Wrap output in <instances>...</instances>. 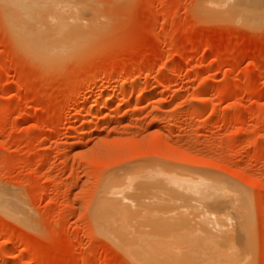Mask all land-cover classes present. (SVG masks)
I'll list each match as a JSON object with an SVG mask.
<instances>
[{"label":"rangeland","instance_id":"rangeland-1","mask_svg":"<svg viewBox=\"0 0 264 264\" xmlns=\"http://www.w3.org/2000/svg\"><path fill=\"white\" fill-rule=\"evenodd\" d=\"M77 3L47 59L0 6V264H135L120 242L166 259L212 219L264 264V25L207 0Z\"/></svg>","mask_w":264,"mask_h":264},{"label":"bare ground","instance_id":"bare-ground-1","mask_svg":"<svg viewBox=\"0 0 264 264\" xmlns=\"http://www.w3.org/2000/svg\"><path fill=\"white\" fill-rule=\"evenodd\" d=\"M207 3L209 5V7L211 8V9H209L210 10L209 15H210L211 10H212V12H214V14L216 13L217 15H219V17L220 16H221V18L223 17L221 20L230 19V20H233V21L241 22V23L244 22L246 24H256V25H260V26L264 25V0H207ZM203 5H205V4H203ZM208 5L204 6L205 9H207ZM0 6L2 7L3 13L5 14L4 16H6L5 19L7 18L6 20L8 21L9 25L12 28V33L14 34V37L19 39L18 40V41H20L19 43H21V45L23 46V48L25 50L27 49L29 51V53L32 56V58L35 57V58H38V59L42 58V57L44 58L45 56H46L45 57L46 59L47 58H56V57H53L54 55H56V52H57L56 48L62 47L63 44L66 42V36H65L66 35V30H65V28L68 26L67 22L71 21V20H74V18L73 19H71V18L74 17V15L76 14L75 12H77V10L79 8H80L79 9L80 12L82 10L81 9V5L77 3V0L76 1L75 0L74 1L73 0H0ZM204 7H203V9H204ZM205 9H204V11H205ZM84 13L82 15H87V14H84ZM211 15H213V14H211ZM215 15H214V18H215ZM148 57L149 56H147L146 54H141V55H139L137 57V59L135 60L134 64L135 65H139L143 60L145 61V59L148 58ZM58 60H59V57H58ZM41 61H43V60H41ZM41 61L39 63H41ZM42 64H43V62H42ZM99 75H100L99 72H97V73L95 72L94 77L97 79L99 77ZM91 84L92 83H90L89 87L93 86ZM164 86H165L164 83H162L160 85V87H162V88ZM160 90H162V89H160ZM143 93H142V95L144 96V95H146L147 92H145L144 94ZM141 96H139V99H140ZM127 97H128V95H127ZM134 125H136V124H134ZM211 188H213V187H211ZM109 192H113V191L109 190ZM112 194L113 193H111L110 197L113 196ZM104 196H107V195H104ZM0 197H2V194H1ZM108 197H106V198L102 197V198L107 200ZM102 198H100V199H102ZM231 198H235V197H231ZM2 199H3V197H2ZM236 199H237V197H236ZM238 199L240 200V198H238ZM109 200L110 199H108L107 203H109ZM112 200L113 199H111L110 201H112ZM226 201H227V199H226ZM240 201H242V199ZM235 202H237V200ZM247 202L248 201H246L244 203H247ZM96 203H97V201H96ZM96 203H94V204H96ZM99 203H101V201ZM110 203L112 204L113 201L110 202ZM209 203H210V201H209ZM111 204H108V205L111 206ZM202 204H204V203L202 202ZM232 204H233V201H232ZM234 204L237 205L238 203H234ZM239 204H242V203L240 202ZM239 204H238V206H240ZM248 204L249 203L245 204V206L246 205L248 206ZM108 205H107V207H109ZM192 205L194 206V204H192ZM233 206H235V205H233ZM233 206L231 205V203L229 201V205L227 203H218L217 205H212V207L209 208V209L211 210V209L214 208V209H216V211L221 210V211H225L226 212V210H228V208L229 209L231 207L233 208ZM238 206H235V207H238ZM245 206L243 205L244 211L246 209L245 213L249 211V214L251 215L250 210H248V209H250L249 206H248V209ZM97 207H95V208H97ZM111 207H113V206H111ZM100 208H102V207H100ZM200 208H199V210H202ZM240 208H242V207H240ZM194 209L197 210L198 208L194 206ZM96 210H98V209H96ZM207 210L208 209H206V212H207ZM112 211H113V209H112ZM216 211H215V213H217ZM103 212H105V211H103ZM92 213L94 214V211ZM105 213H107V212H105ZM218 213L220 215L221 212L218 211ZM233 213H234V211H233ZM245 213H244V215L246 217L247 214H245ZM95 214H96V212H95ZM99 214L102 215L100 210H99L98 216H99ZM107 214H106V216H107ZM235 214L236 213H234V215ZM216 215H218V214H216ZM122 216L123 215H121V217ZM124 216H125V214H124ZM202 216H205V215H203V213H202ZM211 217H213V216H211ZM214 217H215V214H214ZM219 217H222V216H219ZM224 217H226V216H224ZM224 217H222V218L224 219ZM235 217H238V216L235 215ZM122 218H120V219H122ZM193 218H195V217H193ZM199 218H198V220H199ZM226 218L228 220V216ZM231 218H233V217H231ZM239 218L242 219V216L238 217V219ZM247 218H248V216L246 217V219ZM106 219L108 220L109 218H106ZM114 219H115V217H114ZM238 219H237V221H238ZM100 220L101 219H99V221ZM102 220H103V218H102ZM194 220H196V219H194ZM208 221L209 222H207V220L205 222L203 221L205 224H203L201 222L202 223L201 227L200 228L198 227L199 229H202L204 227V229L201 230V231H204L205 234L203 235V234H201V232H200V234L205 239V242L201 241V243H198L199 242L198 241L196 243L187 244L184 247H180V248H176L177 246L172 248V246H171L172 249L170 247H169L170 248L169 249L167 247L168 248V252H167V256L168 257L166 259L164 258V253H163L164 250H165L164 246H158V245L156 246L154 244L153 245H149V244H145V243L143 244L142 242H141V244L140 243L139 244H135V243H137V242H135L134 243L135 245L134 244H129V243H127V244L123 243V245H122V242L119 241L121 238H119L118 242H116L115 239H113V240L116 243L120 242L118 244L119 245L118 247L119 248L122 247L121 248L122 251L124 250L128 255H130L131 258H132V261L135 264H250V262H252V260L250 259L251 258V256H250L251 255V253H250L251 250H250V248L248 246V245H250V243L249 244H245V243H238V242L233 241V239L236 237L235 236L236 234H234V236H235L234 237V236H232L233 232L231 233L230 231H234L235 229L228 231L225 228V230H224V226H227V225L222 226L223 229H218L219 226H217V223H216L218 221H213V219L211 221L210 220H208ZM244 221L248 222L249 220L248 219L245 220V218H244ZM110 222H111L110 225H114L115 226V224H112L111 219H110ZM113 222L117 223V221H115V220ZM124 222L125 221H123V224H120L119 227L121 225H124L125 224ZM206 222H207V225H206ZM95 223H96V226H97V222H95ZM108 223H107V225H108ZM229 224H228V227H229ZM237 224H239V223H237ZM110 225H108V226H110ZM117 225H118V223H117ZM203 225H205L206 228ZM234 226L233 227L231 226V227L234 228ZM99 227L101 228V226H99ZM99 227H96V228H98L97 230L100 229ZM228 227H227V229L230 228V227L229 228ZM236 227H237V225H236ZM124 228H127V227H124ZM232 228H230V229H232ZM119 229L120 228H118V230ZM242 229H240V230H242ZM245 229H247L246 226H245V228L243 230H245ZM100 230H102V229H100ZM104 230H103L104 232L108 233L111 229L109 227V231H108V229L106 230V228H104ZM114 230H112L111 232H113ZM120 231H122V230H120ZM245 231L244 232L241 231V233L246 234L245 237H247L246 240L241 238L242 242L247 241V239L249 237L247 235L249 233H247V231L245 233ZM102 232L100 234H102ZM114 233L113 234L112 233H108V236H110L111 239H112V236L114 235ZM236 233H238V231ZM126 234H127V232H126ZM128 234L131 235L129 232H128ZM128 234L126 235V237L128 236ZM249 235H251V233ZM108 236L106 238H108ZM120 237H122V236H120ZM201 238H200V236H199L198 239H196V237H195L196 241L199 240V239L201 240ZM111 239L109 241H111ZM124 239H125V237H124ZM195 239L191 238V240H195ZM249 239H251V238H249ZM130 241H131V239H130ZM249 256H250V258H249Z\"/></svg>","mask_w":264,"mask_h":264}]
</instances>
